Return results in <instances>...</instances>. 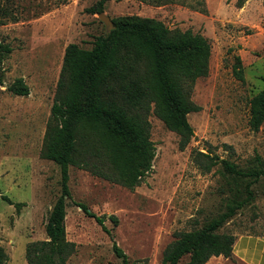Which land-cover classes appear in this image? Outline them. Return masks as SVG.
I'll return each mask as SVG.
<instances>
[{
  "label": "rangeland",
  "instance_id": "1",
  "mask_svg": "<svg viewBox=\"0 0 264 264\" xmlns=\"http://www.w3.org/2000/svg\"><path fill=\"white\" fill-rule=\"evenodd\" d=\"M96 1L0 0V42L12 49L0 60V194L20 204L0 199L5 264H26L25 246L46 239L44 226L60 194V173L55 163L40 157V148L65 47L75 43L90 49L96 37L107 34L98 15L85 12ZM103 15L154 18L169 29L199 33L210 45L207 74L191 92L200 109L187 116L193 136L184 150L178 149L177 135L150 114L155 156L137 187L130 190L68 168L65 239L75 252L65 264H123L112 241L129 264H162L175 233L202 228L245 195L248 179L229 175L220 165L202 172L191 159L195 151H209L241 170L264 166V122L257 131L248 126L249 99L264 89V0H174L158 6L108 0ZM18 78L28 87L27 96L7 90ZM251 190L253 200L219 233L264 235V177ZM78 202L105 216L112 238ZM109 215L117 217V225Z\"/></svg>",
  "mask_w": 264,
  "mask_h": 264
},
{
  "label": "trees",
  "instance_id": "2",
  "mask_svg": "<svg viewBox=\"0 0 264 264\" xmlns=\"http://www.w3.org/2000/svg\"><path fill=\"white\" fill-rule=\"evenodd\" d=\"M107 1L97 0L85 12L101 14ZM146 1L158 6L174 0ZM111 21L113 28L96 37L90 49L75 43L64 49L39 153L42 159L58 166L60 194L44 226L46 239L25 246L26 264H65L75 252L74 244L65 239L69 166L132 190L151 170L155 156L150 114L177 135L180 151L193 136L187 116L200 109L190 97L195 81L207 74L210 45L206 38L191 30L169 29L154 18L119 16ZM11 50L0 42V60ZM236 62L240 63L239 57ZM235 74L241 77L240 70ZM7 90L16 96L29 93L21 78L15 79ZM263 122L264 89L249 99L248 126L257 131ZM191 159L202 172L208 173L220 165L225 173L248 179L245 195L202 228L175 233L162 253V264H205L211 257H231L235 235L218 230L253 200L251 186L264 177V166L241 170L209 151H195ZM0 199L20 206L5 195L0 194ZM74 204L111 237L103 224L104 215L94 214L83 203ZM107 218L113 226L117 225L116 216ZM112 251L123 264H129L114 241ZM186 256L188 259L182 262ZM6 260L0 247V264Z\"/></svg>",
  "mask_w": 264,
  "mask_h": 264
},
{
  "label": "crops",
  "instance_id": "3",
  "mask_svg": "<svg viewBox=\"0 0 264 264\" xmlns=\"http://www.w3.org/2000/svg\"><path fill=\"white\" fill-rule=\"evenodd\" d=\"M205 264H264V235H236L231 257H211Z\"/></svg>",
  "mask_w": 264,
  "mask_h": 264
},
{
  "label": "water",
  "instance_id": "4",
  "mask_svg": "<svg viewBox=\"0 0 264 264\" xmlns=\"http://www.w3.org/2000/svg\"><path fill=\"white\" fill-rule=\"evenodd\" d=\"M97 15L100 18V20L103 21L108 26V31H107L108 33L113 28L112 21L108 17L104 16L103 13Z\"/></svg>",
  "mask_w": 264,
  "mask_h": 264
}]
</instances>
